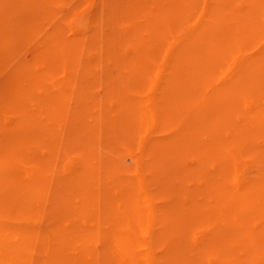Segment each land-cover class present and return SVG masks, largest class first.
I'll return each mask as SVG.
<instances>
[{"label":"bare ground","instance_id":"obj_1","mask_svg":"<svg viewBox=\"0 0 264 264\" xmlns=\"http://www.w3.org/2000/svg\"><path fill=\"white\" fill-rule=\"evenodd\" d=\"M93 1L0 0V264H264V0Z\"/></svg>","mask_w":264,"mask_h":264},{"label":"rangeland","instance_id":"obj_2","mask_svg":"<svg viewBox=\"0 0 264 264\" xmlns=\"http://www.w3.org/2000/svg\"><path fill=\"white\" fill-rule=\"evenodd\" d=\"M27 1H29V0H27ZM30 1H32V0H30ZM33 1H34V0H33ZM35 1H41V0H35ZM45 1H47V0H45ZM50 1H52V4H53L52 9H53V10L56 9V8H58L57 11H56V12L59 11L58 14H59L62 10H64V9L67 7L66 4H68L69 6L72 5L73 7H76V9H77V7L79 6V7H78L79 10H77V11L74 10L75 8L73 9V8H71V7L68 6V7H69V10H70V8H71L72 11H67V14H68V13H71L73 16H76L77 13H78V14L81 13V12H79V11L82 9L81 16H80L79 18H78V17H77V18L75 17L76 20H77V22H79L78 19L81 20V18L84 19V20H82V23H84L83 21L86 22V20H85L86 18H87V22H93V20H92L93 18H96V19H97V17H93V16H94V15L98 16V14H96V13H100V16H99L98 18L104 19V18H102V15H104V14L101 13V10H102V12H103V11L105 10V8H104V10H103L102 6H100V8H101V10H100V8H97V7H99L98 5H102V4H96V3H98V2L95 3V1H93V0H91V2H88L87 0H82L81 2H78V0H71V1H70V0H66V1H65V0H62V1H58V0H50ZM75 1H76V2H75ZM79 1H80V0H79ZM98 1H101V0H98ZM117 1H119V0H117ZM135 1H136V0H135ZM137 1H139V0H137ZM20 2H22V0H18V2H16V3H20ZM23 2H24V1H23ZM58 2H59V3H62V5H59ZM83 2H84V4H82ZM102 2H104L105 4H107L106 2L112 4L113 0H111V2H109V1H106V2H105V1H102ZM102 2H100V3H102ZM114 2H116V1H114ZM124 2H125V0H124ZM127 2H129V3H128V6L125 5V4H127L126 2L123 3L122 0L120 1V3H122V5H124V7H126V8H127V7H130V8L132 7V8H134L133 6L136 7V4L132 3L131 1H128V0H127ZM130 2H131V3H130ZM241 2H242V1L240 0V3H241ZM45 3H48V2H45ZM49 3H50V2H49ZM79 3H80V4H79ZM91 3L94 4V6L91 5ZM118 3H119V2H118ZM118 3H116V4H117L116 7H115L116 9H118V7H117V6H118ZM136 3H140V2H136ZM20 4H21V3H20ZM23 4H24V3H22L21 5H23ZM30 4H32V2L27 3V5H26V3H25V4L23 5V6L26 5L25 7H23V6H22V7L17 6V8H18L19 10H21V15H24V14L26 15V14H27V10L29 9V10H28V14H29V15L27 14L28 16H25V15H24L23 17H24L25 19H27V20L29 19L28 22L30 21V23H33L34 21H31V20H30V17H31V16H35V19H37V18H38V17L36 18L37 15H33V14H32V12L37 11V10L34 9V8H35V4H32V6H33L32 9H34V11H33L32 9H30V8L32 7V6H30ZM36 4H38V2H36ZM41 4H43V3H41ZM41 4H39V6H40ZM105 4H104L103 6H106ZM110 4H107V5L109 6ZM114 4H115V3H114ZM114 4H113V6H111V7L114 8V6H115ZM144 4H145V2H141V5H144ZM16 5H17V4H16ZM46 5H48V4H46ZM90 5H91V6H90ZM122 5L120 4V5H119V6H120L119 8L123 7ZM42 6H44V5H42ZM49 6H52V5L49 4ZM49 6H48V7H49ZM65 6H66V7H65ZM145 6H148V4H146ZM48 7L45 6V7H43V8L46 9V8H48ZM55 7H56V8H55ZM68 7H67V8H68ZM91 7H93V8H91ZM40 8H41V7H39L38 9H40ZM43 8H42V9H43ZM94 8H97V10L94 9ZM109 8H110V7H109ZM115 8H114V9H115ZM126 8H125V9H126ZM130 8L127 9V10H130V12H131V9H130ZM142 8H144V6H142ZM42 9H40V10H42ZM116 9H115V10H116ZM125 9L123 10V9L121 8V9H119L118 11L121 10V13H122V14H123V13H126V12H128L127 14H129L130 12H129V11H125ZM135 9H136V8H135ZM145 9H146V8H145ZM30 10H31V12H30ZM40 10H39V11H40ZM46 10H47V9H46ZM66 10H67V9H65V11H66ZM85 10H86V11H90V12H88V14H91V13H92V14H91L92 16H90V15H88V16L93 17V18L88 17L87 14H86L87 12H86ZM98 10H99V11H98ZM106 10H107L109 13H112V12H111V11H112V8H110V10H109V9H106ZM106 10H105V11H106ZM132 10H133V9H132ZM136 10H137L138 12L142 10V9L139 8V4H137V9H136ZM146 10H147V9H146ZM17 11H18V10H17ZM39 11H38V12H39ZM42 11H43V10H42ZM47 11H49V12H51V13H54L55 10H54V11H51L50 9H48ZM116 11H117V10H116ZM116 11H114L113 14L118 15V14H117L118 12H116ZM45 12H46V11H44V13L42 14V16H44ZM49 12H47V13H49ZM72 12H73V13H72ZM76 12H77V13H76ZM93 12H94V13H93ZM108 12H106V13H108ZM115 12H116V13H115ZM134 12H135V14H133ZM138 12H136V11H132V12H131L132 15H130V14H131V13H130L128 16H129V17H130V16H131V17H134V19H136L137 16H134V15H138V16H139V15H141V13H142L143 11H141V13H138ZM30 13L32 14L31 16H30ZM62 13H64V15H66V12H61L60 14H62ZM74 13H76V14H74ZM103 13H104V12H103ZM109 13H108L107 15H110ZM121 13H119L120 15H119L118 17L121 16V17L123 18V17H124V16H123L124 14L122 15ZM136 13H137V14H136ZM36 14H38V13H36ZM54 14H55L56 16H59V15H60V14L58 15V14H56V13H54ZM71 14H69V15H71ZM101 14H102V15H101ZM127 14H125V15H127ZM46 15H48V14H46ZM49 15H50V13H49ZM49 15H48V16H49ZM55 15H50L51 18H49V19H50L52 22H53V21H57V22H54V24H57L58 22L60 23V21L57 20L58 17H54V18H52V16H55ZM72 15H71V16H72ZM116 15H115V16H116ZM48 16H44V17H48ZM61 16H63V15H61ZM67 16H68V15H67ZM71 16H68V17H70V18H69L70 20H71V18H72ZM78 16H79V15H78ZM104 16H105V15H104ZM128 16H125V17L129 18ZM23 17H21V18H23ZM39 17H41V16L39 15ZM68 17H67V18H68ZM125 17H124V18H125ZM32 18H33V17H32ZM32 18H31V19H32ZM59 18H60V20H63V21H61V23H62V22H63V23H66V22H64L65 20L68 21L67 19L64 20L65 17H63V18L59 17ZM108 18L113 19V17H112V18H111V17H108ZM114 18H117V17H114ZM124 18H123V19H124ZM54 19H56V20H54ZM89 19H90V20H89ZM110 19H107V20H109V22H112V23L119 22V21H117L118 19L120 20V18H118V19H113V21L110 20ZM123 19H121V20H123ZM125 19H126V18H125ZM32 20H34V19H32ZM37 20L40 21V18H38ZM37 20H35V23L37 22ZM45 20H46V22H48L47 19H45ZM50 20H49V23H48V24L52 23ZM70 20H69V21H70ZM72 20H73V21L75 20L74 17H73ZM94 20H95V19H94ZM98 20H99V19H98ZM131 20H133V19H128V21H131ZM39 21H38V22H39ZM73 21H70V22H67V23H75V22H73ZM96 21H97V20H96ZM96 21H94V22H96ZM103 21L105 22V20H103ZM114 21H116V22H114ZM123 21H125V20H123ZM41 22L43 23V22H45V21L41 20ZM41 22H39V24H42ZM97 22H101V20H99V21H97ZM121 22H122V21H121ZM105 23H106V22H105ZM107 23H108V22H107ZM43 24H44V23H43ZM78 24H79V23H78ZM258 142L261 144V143H262V139L259 138V139H258ZM74 159H76V156L72 157V158H71V161H72V160L74 161ZM186 161H187L188 164L191 163V160H190L189 158H187ZM243 171H246V170H243ZM205 255H206V256H205V259H206V260H208L209 262L214 261V255H213L212 253L208 252V253H206Z\"/></svg>","mask_w":264,"mask_h":264}]
</instances>
